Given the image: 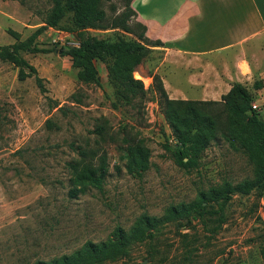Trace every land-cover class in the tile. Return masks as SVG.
<instances>
[{"label":"rangeland","instance_id":"rangeland-1","mask_svg":"<svg viewBox=\"0 0 264 264\" xmlns=\"http://www.w3.org/2000/svg\"><path fill=\"white\" fill-rule=\"evenodd\" d=\"M125 0H105L108 18L118 14ZM52 0H0V45L14 41L8 28L27 38L42 25ZM63 19L36 38L48 52L23 53L41 77L17 79V67L0 60V264H35L80 249L84 242L107 241L116 227L130 234L142 215L154 221L143 241L129 240L126 253L100 264H264V191L233 192L224 210L205 205L204 214L191 212L168 219V208L189 206L199 193L224 182L231 187L251 179L253 166L241 150L233 149L222 135L226 113L222 103L205 111L218 116L216 137L201 152L197 165L178 166L168 145L173 137L164 120L158 96L152 89L150 53L133 75L145 93L122 100L109 81L104 62H98V82L76 77L62 51L77 42ZM89 37L115 39L134 35L118 28H86ZM254 82V81H253ZM247 85L252 103L264 102L261 88ZM221 100V98H220ZM219 101V100H216ZM264 121L262 111L259 115ZM54 123L46 126V120ZM141 138L150 149L148 168L132 176L122 166L121 148ZM88 151L97 162L104 154L108 175L101 190L88 189L69 196L67 162ZM120 167L117 171L115 166ZM221 213L223 221L218 222Z\"/></svg>","mask_w":264,"mask_h":264},{"label":"trees","instance_id":"trees-1","mask_svg":"<svg viewBox=\"0 0 264 264\" xmlns=\"http://www.w3.org/2000/svg\"><path fill=\"white\" fill-rule=\"evenodd\" d=\"M105 0H52L51 7L42 19V25L36 28L27 38L21 39L20 32L8 28L7 33L14 41L0 45V60L17 67V79L24 80L35 77L37 86L43 89L41 77L36 68L23 56V53L48 52L49 49L38 47L36 38L48 27L57 28L60 22L67 18V27L77 42L62 51L68 55L71 66L76 70V77L83 82H98V62H104L109 81L115 86L118 97L129 101L131 98L144 95L145 89L140 79L133 73L138 65L151 52L152 46H161L160 40H150L145 36V26L135 19L136 12L131 7V0H125L123 9L108 18L103 2ZM86 28L107 29L118 28L134 35L125 38L118 35L115 39L89 37L85 35ZM151 87L158 96L161 113L170 129L174 147L170 150L174 162L183 168L197 165L201 152L209 142L216 137L218 116L205 111L208 104L222 103L226 113V130L222 133L229 145L235 150H241L253 166V176L231 187L224 182L222 187H212L208 193L200 192L198 200L189 206L170 207L168 219L182 218L191 212L202 216L205 205L216 203L219 211L224 210L227 199L233 192L248 194L255 188L264 191V121L259 115H264V102L257 109L252 108V97L241 83H234L221 100H183L171 99L167 96L161 78L152 73ZM254 89L261 88V80L253 82ZM46 126L52 128L54 123L47 119ZM120 159L126 172L140 177L148 168L150 149L142 139L128 141L121 148ZM86 149H78L79 158L68 161L70 170V189L68 194L75 198L88 189L101 190L108 175V163L105 155L99 154L97 162L88 159ZM120 171L118 165L115 166ZM221 223L223 218L217 217ZM148 216L142 215L126 234L116 227L112 238L99 243L90 240L84 242L80 249L69 254L55 257L50 262L36 260L35 264H100L105 260H113L126 253L129 240L143 241L148 231L154 226Z\"/></svg>","mask_w":264,"mask_h":264},{"label":"crops","instance_id":"crops-1","mask_svg":"<svg viewBox=\"0 0 264 264\" xmlns=\"http://www.w3.org/2000/svg\"><path fill=\"white\" fill-rule=\"evenodd\" d=\"M150 67L171 99L220 100L234 83L264 79V0H131Z\"/></svg>","mask_w":264,"mask_h":264},{"label":"built area","instance_id":"built-area-1","mask_svg":"<svg viewBox=\"0 0 264 264\" xmlns=\"http://www.w3.org/2000/svg\"><path fill=\"white\" fill-rule=\"evenodd\" d=\"M258 107L255 103H252V108L257 109Z\"/></svg>","mask_w":264,"mask_h":264}]
</instances>
